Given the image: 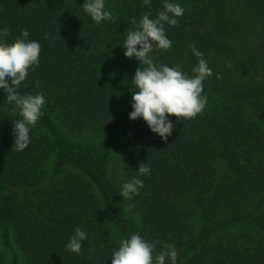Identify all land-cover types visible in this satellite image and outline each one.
<instances>
[{
	"label": "trees",
	"instance_id": "obj_1",
	"mask_svg": "<svg viewBox=\"0 0 264 264\" xmlns=\"http://www.w3.org/2000/svg\"><path fill=\"white\" fill-rule=\"evenodd\" d=\"M163 2L106 0L114 19L98 25L84 0H0L7 42L23 28L41 44L19 91L46 99L17 151L18 112L0 90V264H112L132 233L154 256L174 245L177 264H264V0H176L185 12L165 25L172 46L151 55L192 76L195 46L213 74L203 113L170 116L167 141L129 119L139 62L121 45L133 18H155ZM116 158L127 181L141 162L151 169L133 200L110 175ZM76 227L88 234L79 254L66 248Z\"/></svg>",
	"mask_w": 264,
	"mask_h": 264
},
{
	"label": "clouds",
	"instance_id": "obj_2",
	"mask_svg": "<svg viewBox=\"0 0 264 264\" xmlns=\"http://www.w3.org/2000/svg\"><path fill=\"white\" fill-rule=\"evenodd\" d=\"M143 4L151 7V0H143ZM82 9L98 25L114 19V14L106 8V0H84ZM184 12L185 9L176 0H164L163 9L157 12L155 18H152L151 12H144L138 23L133 18L134 27L127 31L126 38L121 42L124 56L139 62L131 79L134 88L129 119L142 118L150 131L164 141L174 130L170 116H175L177 120L193 119L203 113L208 102L204 81L213 74L203 53L195 46H191V50L198 63L192 68V76L183 72L180 64H160L151 55L154 47L161 50L171 48L172 41L166 35L165 25L176 26L177 18ZM9 33L7 26L0 27V90L11 110L18 112L13 126L14 147L23 151L31 142V129L44 115L46 99L43 92L21 94L19 91L29 70L35 71L39 66L41 44L30 40L29 31L23 28L19 37L9 44ZM35 85L39 87L38 80ZM150 174V167L141 162L136 175L120 185L119 194L124 200H133L144 187L140 177ZM129 207H134V204ZM87 236L86 231L76 227L66 244L67 250L79 254ZM155 247L154 242L147 241L139 233H132L119 241L118 249L111 256L112 264H166V261L177 264L174 245H165V250L154 256Z\"/></svg>",
	"mask_w": 264,
	"mask_h": 264
},
{
	"label": "rangeland",
	"instance_id": "obj_3",
	"mask_svg": "<svg viewBox=\"0 0 264 264\" xmlns=\"http://www.w3.org/2000/svg\"><path fill=\"white\" fill-rule=\"evenodd\" d=\"M91 134L90 132H85L81 135V139L83 141L90 140ZM109 171L110 175L115 183V185L119 188L120 185L124 182H126V176L123 173V169L120 163V160L118 158L112 159L109 163ZM202 224L199 222L194 221V229L195 231L200 230Z\"/></svg>",
	"mask_w": 264,
	"mask_h": 264
}]
</instances>
